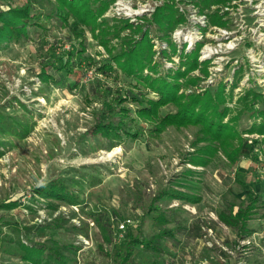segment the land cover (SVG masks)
<instances>
[{"label": "rangeland", "instance_id": "374dc122", "mask_svg": "<svg viewBox=\"0 0 264 264\" xmlns=\"http://www.w3.org/2000/svg\"><path fill=\"white\" fill-rule=\"evenodd\" d=\"M200 1L115 0L99 21L113 25L128 20L147 31L155 44L159 76L181 66L182 51L196 52L199 63H209L203 67L208 74L202 76L201 69L191 73L202 79L198 87L183 89L186 93L206 88L214 92L221 82L228 84V93L237 70L235 99L249 88L264 95V0H228L220 11L229 13L225 27L209 25L207 15L217 7L201 13ZM26 4L36 16L29 38L0 46V202L19 204L0 210V264H28L14 254L19 240L27 245L54 240L77 247L71 256L78 264H119L129 234L150 238L164 229L173 230L172 237L161 241L164 250L138 247L131 262L264 264V141L247 131L264 118L244 114L239 119L246 148L236 165L220 152L207 166H193L198 149L207 145L198 143V126L169 127L154 139L147 133L151 126L138 121L145 133L138 140L95 137L90 129L103 89H135V81L111 61L123 51L124 39L110 36L105 47L96 37L98 30L81 25L57 0H0V10ZM166 5L186 20L166 37L177 46L176 54L160 39L163 33L155 23ZM163 45L171 59L163 56ZM108 63L114 72H103ZM42 70L50 80L42 79ZM147 95L157 98L152 92ZM235 101L229 106L236 107ZM257 108L264 110V104ZM176 111L171 105L161 113ZM55 181L70 187L76 203L39 195L40 188ZM241 182L260 200L249 222L253 234L244 241L218 216L243 206ZM164 190L188 194L197 202L167 196L161 211L145 215L142 207ZM125 219L132 225L123 232L118 223Z\"/></svg>", "mask_w": 264, "mask_h": 264}, {"label": "trees", "instance_id": "16d2710c", "mask_svg": "<svg viewBox=\"0 0 264 264\" xmlns=\"http://www.w3.org/2000/svg\"><path fill=\"white\" fill-rule=\"evenodd\" d=\"M64 5L71 16H73L81 25L90 27L95 33L98 30L102 45L108 48L111 43V37L124 39V49L118 55L111 58L127 78L135 81L134 90L139 89L140 93L134 90L103 89V101L101 108L95 113V123L90 132L95 137L101 136L113 140H122L128 138L138 140L145 133L139 127L137 122H143L151 126L147 131L150 137L156 139L161 136L169 127L177 129L198 126V143H206L205 147L199 150V155L193 159V166L204 167L218 153H222L231 165H236L246 148V141L238 130V121L244 114L251 115L252 118L262 116L264 110L257 108V105L264 104V95L255 90V88L245 89L244 93L235 99L234 91L240 83L239 72L234 73V81L227 93L228 84L221 82L216 91L206 88L199 92L186 93L183 89L198 87L201 77L192 76L191 73L201 69L202 76H207L209 63H199L196 52L185 54L183 51L179 55L181 66L176 70H169L166 76H159V63L154 62L156 53L155 44L147 31L143 28L130 23L128 20L117 21L110 25L105 19L99 21L111 4L115 0H57ZM228 0H201L198 4L201 13L217 7L216 12L207 15L209 25L228 26V12L220 14L223 5ZM169 5L160 8L155 19L159 31L163 33L160 39L166 41L170 51L178 53L177 46L171 42L173 30L178 25L186 22L185 17L174 10ZM170 10V11H168ZM223 12V11H222ZM36 16L32 14L29 4L23 7H12L8 10H0V46L12 41H21L29 38V26ZM226 18V19H225ZM40 20V19H38ZM120 25V26H119ZM123 31H129L125 37H121ZM205 31V29H203ZM137 34H142L140 40L134 38ZM136 41V42H135ZM169 49H162L163 56L171 59ZM56 63L53 67H56ZM44 69V67H43ZM145 69L148 74H145ZM104 73L114 72L115 68L111 63L102 66ZM41 77L44 81L50 80L46 71L42 70ZM184 80V83L182 81ZM147 92H152L157 98H149ZM236 100V107L229 106ZM131 105L135 109L130 108ZM173 105L177 111L162 115L161 111L165 107ZM235 114V115H234ZM249 134H259L263 136L264 141V121L254 122ZM197 145V144H195ZM240 175V173L237 172ZM245 192L243 206L237 212H221L219 220L228 228L237 232L238 240H246L251 237L253 230L249 227V222L258 212L260 200L259 197L249 189L245 182H241ZM39 195L46 199L61 200L71 204L76 203V196L68 185L63 182L55 181L54 184L46 185L39 189ZM172 196L187 203L197 202V198L185 193L169 191H160L151 201L148 207H142L145 215L151 214L153 210L161 211V202ZM18 202L6 201L0 202V210H12L18 206ZM160 219V217H157ZM59 228V227H55ZM141 231V230H140ZM173 230L164 229L150 238L140 236V234H129L126 248L119 255V264H134L131 262L134 258L136 249L141 247L147 251L161 252L163 247L161 241L172 237ZM111 240L108 238V242ZM3 239L0 234V245ZM19 252L15 253L22 262L28 264H78L75 257L79 250L77 247L66 245L54 240L39 241L32 245H27L23 241H18ZM159 264V263H153Z\"/></svg>", "mask_w": 264, "mask_h": 264}, {"label": "built area", "instance_id": "2783aa9c", "mask_svg": "<svg viewBox=\"0 0 264 264\" xmlns=\"http://www.w3.org/2000/svg\"><path fill=\"white\" fill-rule=\"evenodd\" d=\"M162 48H163V49H166L165 45H163ZM212 80H213V79H211V81H212ZM211 81H210V82H211ZM213 81H214V80H213ZM213 81H212V82H213ZM212 82H211V83H212ZM131 225H132V220H131V219H125L124 221L118 223L119 230H121V231H123V232H125L126 229H128V227H130ZM85 243L88 244V243H89L88 240H85Z\"/></svg>", "mask_w": 264, "mask_h": 264}, {"label": "crops", "instance_id": "0c3cea01", "mask_svg": "<svg viewBox=\"0 0 264 264\" xmlns=\"http://www.w3.org/2000/svg\"><path fill=\"white\" fill-rule=\"evenodd\" d=\"M252 220H253V219H252ZM252 220H251V221H252ZM249 238H250V237H249ZM247 239H248V238H247Z\"/></svg>", "mask_w": 264, "mask_h": 264}]
</instances>
